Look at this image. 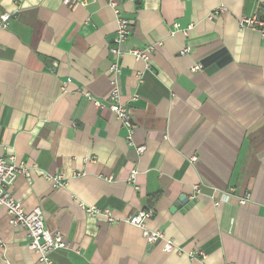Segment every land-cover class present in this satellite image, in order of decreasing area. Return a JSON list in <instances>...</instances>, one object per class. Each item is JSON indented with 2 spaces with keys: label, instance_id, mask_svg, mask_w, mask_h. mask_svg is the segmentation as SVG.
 <instances>
[{
  "label": "crops",
  "instance_id": "crops-1",
  "mask_svg": "<svg viewBox=\"0 0 264 264\" xmlns=\"http://www.w3.org/2000/svg\"><path fill=\"white\" fill-rule=\"evenodd\" d=\"M118 8L133 22L119 78L131 139L110 109L117 16L107 0H0V14H13L0 30V155L29 166L10 193L28 210L41 206L46 226L70 243L53 264H264V37L241 25L264 18V0ZM151 45L148 60L131 52ZM181 197L190 203L175 208ZM148 208L145 227L173 239L172 251L126 221ZM0 264H41L2 206Z\"/></svg>",
  "mask_w": 264,
  "mask_h": 264
},
{
  "label": "built area",
  "instance_id": "built-area-1",
  "mask_svg": "<svg viewBox=\"0 0 264 264\" xmlns=\"http://www.w3.org/2000/svg\"><path fill=\"white\" fill-rule=\"evenodd\" d=\"M119 0H107L108 4L114 9L117 16V30L114 37V45L110 47L111 62L109 66L110 73V109L116 113L117 117L130 127L129 138L132 137V124L130 110L121 103V90H120V74L122 72V57L124 52L121 50L120 45L130 35L133 22L124 18L121 15V11L118 8ZM135 1V0H132ZM65 3H73L76 0H64ZM221 10L223 8H220ZM220 10L213 12L210 17L218 14ZM12 13L4 12L0 14V30L6 28L12 18ZM243 27L253 28L258 30L262 37H264V18L258 15H253L249 18H243L241 21ZM175 30L180 26L174 25ZM156 45L147 47H139L131 50L132 54L136 58L148 60L150 54L155 50ZM190 51L189 47H184L182 54ZM203 69L202 63H197L192 67V71L196 72ZM135 96L134 98H136ZM97 105H101L100 102H96ZM139 153L144 152V147L137 148ZM194 159V158H193ZM192 159V160H193ZM29 166L26 162L18 160L15 156H3L0 155V207H5L9 216L10 223L12 225L20 226L26 229L28 236L29 248L37 254L38 260L41 264H53L52 253L59 249H65L70 247V243L64 238L61 232H52L46 224L44 211L41 206H36L33 209L28 210L23 203L15 198L10 193V186L13 184L16 177L20 174H27ZM136 172L133 171L130 175V180L135 178ZM46 179L49 180L54 187H60L65 184L64 178L61 174H46ZM110 179V178H109ZM196 191L199 192V187L196 186ZM224 198L233 196V190L224 191ZM240 204H246L251 200L249 194L245 196H238ZM219 202L216 201V205ZM87 212L92 215H102L109 223H115L117 219L109 209L102 210L96 206L88 207ZM154 215L152 208L139 210L134 214H131L126 218V221L134 226L142 228L144 238L148 243H155L158 241H164V250L172 251L175 248L173 239L166 238L162 230H150L145 227V221L150 219ZM193 258L206 257V254L202 250H195L191 253Z\"/></svg>",
  "mask_w": 264,
  "mask_h": 264
},
{
  "label": "water",
  "instance_id": "water-1",
  "mask_svg": "<svg viewBox=\"0 0 264 264\" xmlns=\"http://www.w3.org/2000/svg\"><path fill=\"white\" fill-rule=\"evenodd\" d=\"M188 203H190V200L187 197H181L179 201L175 203V208L181 209L183 205H186Z\"/></svg>",
  "mask_w": 264,
  "mask_h": 264
},
{
  "label": "trees",
  "instance_id": "trees-1",
  "mask_svg": "<svg viewBox=\"0 0 264 264\" xmlns=\"http://www.w3.org/2000/svg\"><path fill=\"white\" fill-rule=\"evenodd\" d=\"M262 18V17H261Z\"/></svg>",
  "mask_w": 264,
  "mask_h": 264
}]
</instances>
